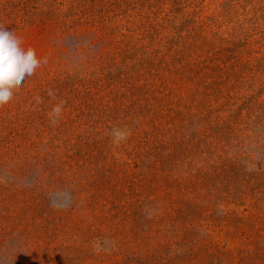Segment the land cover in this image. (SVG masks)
Instances as JSON below:
<instances>
[{
    "label": "rangeland",
    "instance_id": "obj_1",
    "mask_svg": "<svg viewBox=\"0 0 264 264\" xmlns=\"http://www.w3.org/2000/svg\"><path fill=\"white\" fill-rule=\"evenodd\" d=\"M0 23L42 61L0 101V264H264V0Z\"/></svg>",
    "mask_w": 264,
    "mask_h": 264
},
{
    "label": "clouds",
    "instance_id": "obj_2",
    "mask_svg": "<svg viewBox=\"0 0 264 264\" xmlns=\"http://www.w3.org/2000/svg\"><path fill=\"white\" fill-rule=\"evenodd\" d=\"M22 41L20 32L0 23V101L8 99L14 87L31 77L42 63L35 50ZM53 112L58 115L59 106Z\"/></svg>",
    "mask_w": 264,
    "mask_h": 264
}]
</instances>
